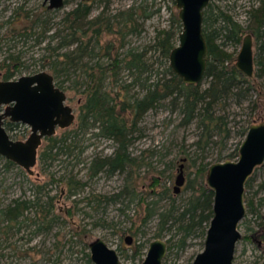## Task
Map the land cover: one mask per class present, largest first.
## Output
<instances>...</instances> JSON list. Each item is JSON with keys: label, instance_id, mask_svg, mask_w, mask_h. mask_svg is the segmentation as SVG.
<instances>
[{"label": "trees", "instance_id": "obj_1", "mask_svg": "<svg viewBox=\"0 0 264 264\" xmlns=\"http://www.w3.org/2000/svg\"><path fill=\"white\" fill-rule=\"evenodd\" d=\"M172 2L176 6V1ZM149 8L146 1L134 3L117 12H112L106 5L98 14L93 15L92 1L79 0L74 8L64 13L59 24L61 26L55 27L53 14L58 10H50L44 3L37 13L20 6L16 12L19 18L25 20V25L15 28V31L17 36L28 40L36 36V42L42 43L48 32L55 28L46 46L51 54L44 56L45 62L40 69L48 67L57 86L62 89L76 90L84 87L81 90L84 99L77 126L73 130H66L63 136L46 138L47 143L40 156L42 163L55 161L62 155L75 154L79 158L85 150V146L81 145V136L88 133L113 140L116 144L112 154L96 155L90 162L88 172L92 176L102 172L108 175L127 172L129 178L123 190L113 195H100L97 201L118 202L129 197L132 202L135 199L137 193L132 177L142 159L133 155L130 147L136 132H141L139 124L147 112L165 107L180 112L181 125L197 124L200 132L194 141L195 151H201L203 156L194 171V178L188 180L187 190L190 194L184 203L170 194L169 206L159 212L160 230L157 237H162V231L167 225L169 229L177 227L184 232L180 245L183 249L188 237L197 232L205 236L210 225L214 193L206 183L207 171L212 164L207 150L217 143L226 144L231 136L227 107L233 101L238 104L247 99L251 101L255 77H264V45H260V52L255 59L258 66L256 76L247 77L233 63V54L222 46L228 42L241 43L245 28L232 15L210 4L204 18V35L209 48L207 70L201 83L187 84L175 74L169 63L170 53L178 44L182 30L178 13H172L170 26L158 31L154 43L141 48L128 47V36L141 34L144 22L152 16L153 11ZM248 14L249 33L259 42L264 35V0H260L258 6L250 9ZM220 38H224L222 43L218 42ZM55 39L57 42L53 44ZM152 50L156 54L153 61V55H150ZM21 58L19 54L10 53L0 62V68L5 70L3 80L17 77V73L26 68ZM87 58L97 60L91 63L93 61ZM68 81L69 85L66 86ZM260 106L263 104L254 102V108ZM5 126L7 130L13 127L10 121H6ZM249 126L240 132L242 140ZM238 156L239 149L227 155L231 159ZM223 159L225 157L221 152L217 161ZM16 165L14 161L6 159L8 168ZM154 181L157 182L158 178L154 177ZM251 181L252 177L246 189ZM261 184L264 188V180ZM66 185L68 195L76 196L78 189L83 188L85 183L71 176ZM164 194H169L168 189ZM56 198L47 190V184H42L35 185L29 197L13 199L0 210V218L6 223V233L9 235L13 231L15 234L23 228L29 230L31 227H34V234L50 232L60 221L55 213ZM250 205L253 206L252 201ZM146 211L143 222L153 216L150 203ZM131 230L138 236L139 228ZM77 235L81 236V232H77ZM144 248V243H138L132 258L141 255ZM172 249L171 244L169 252ZM3 256L6 253H3L0 246V258ZM86 257L87 264H94L89 252ZM166 262L167 258L164 264ZM254 264H264V255L257 257Z\"/></svg>", "mask_w": 264, "mask_h": 264}, {"label": "rangeland", "instance_id": "obj_2", "mask_svg": "<svg viewBox=\"0 0 264 264\" xmlns=\"http://www.w3.org/2000/svg\"><path fill=\"white\" fill-rule=\"evenodd\" d=\"M78 1L68 0L63 8L53 14L52 22L55 27L61 26L59 24L64 13L74 8ZM142 1L149 3V10L153 11V14L144 22L141 34L128 36V47L141 48L154 43L158 31L170 26L172 13H178L172 0H92L93 15L98 14L106 5L112 12H117ZM259 1L211 0L210 4L232 15L245 28L244 38L250 32L248 11L258 6ZM43 3L44 0H0V62L10 53H14L21 55L26 65L13 79L43 70L51 72L48 67H40L45 62L44 56L51 54L46 46L55 28L48 32L46 40L42 43L36 42V36L28 40L17 36L15 31V28L25 25V20L19 18L16 9L23 6L37 13ZM223 41L224 38L218 40L219 43ZM55 42L57 39L53 44ZM242 42L243 40L238 44L228 42L222 45L233 54V63H236ZM261 44L264 45V35L259 42L254 36L255 59ZM150 55H153L152 61L155 60L154 50ZM96 60L89 61L94 63ZM257 68L255 62L254 77ZM4 71L0 68V80H3ZM124 73L127 75V72ZM255 79L251 101L247 99L241 104L233 101L227 107L231 136L226 144L217 143L208 148V159L212 163L218 162L217 158L221 152L225 160L231 159L227 155L236 153L239 149L243 141L240 135L242 129L250 123L264 120V77ZM65 85L68 86L69 81ZM83 88L64 89L68 97L67 103L74 108L77 118L69 128H59L56 135L63 136L66 130H73L77 126L80 106L84 99L81 93ZM255 101L263 106L254 108ZM4 108L5 106H0V112ZM181 119L179 111L162 107L147 112L140 122L141 132H136V138L130 147L132 154L142 159L132 177L137 193L132 202L129 197H124L125 199L118 202L103 203L96 200L100 195H113L123 190L129 178L127 172H116L112 175L102 172L95 176L88 172L90 162L96 155L105 156L114 152L116 144L113 140L88 133L84 137L81 136V145L85 146V150L79 158H76L75 154L62 155L46 164L42 163L40 158L47 143L45 139L39 150L34 174H29L19 165L8 168L6 158L0 157V210L19 196L29 197L35 185L47 184L50 194L57 197L55 213L60 217V221L50 232L34 234V227H31L29 230L23 228L15 234L13 231L9 232V235L6 233V223L0 218V246L3 253H6V256L0 258V264H87L86 253H90L89 244L97 238L105 239L111 247L117 249L124 264H142L149 243L156 238H163L169 245H173L165 264H192L204 249L206 235L202 236L200 232L192 234L183 249L180 245L184 232L177 227L169 229L167 225L162 231V237H157L160 230L159 212L169 206L171 195L180 203H184L190 194L187 190L188 180L194 178V171L202 161L203 154L199 150L195 151L194 144L200 130L196 123L181 125ZM8 132L13 139L26 140L31 134V128L19 123L8 129ZM236 159L234 157L232 160ZM181 166L185 182L176 193V179L181 172ZM71 176L85 183L83 188L78 189L76 196L68 195L66 181ZM154 177L158 178L157 182ZM263 180L264 164L255 170L251 184L246 189L247 215L239 226L242 238L237 244L234 264H254L257 257L264 255V188L261 186ZM130 189L133 188L130 186ZM167 189L169 194L165 196L164 191ZM251 201L253 206H249ZM149 203L153 216L143 222ZM136 228H139L138 236L131 230ZM79 231L81 236L77 235ZM127 236L133 237L131 244L126 242ZM138 243H144L145 248L141 255L132 258Z\"/></svg>", "mask_w": 264, "mask_h": 264}, {"label": "water", "instance_id": "obj_3", "mask_svg": "<svg viewBox=\"0 0 264 264\" xmlns=\"http://www.w3.org/2000/svg\"><path fill=\"white\" fill-rule=\"evenodd\" d=\"M66 0H44L50 10L65 6ZM92 1V0H82ZM182 23L178 44L172 49L169 63L175 74L187 84L203 81L208 64V43L204 35L205 10L211 0H175ZM236 67L247 77L255 75L254 37L247 33L236 58ZM67 93L57 86L48 71L23 75L17 79L0 80V155L14 161L29 174L39 160L43 141L75 123L77 115L67 103ZM26 124L31 134L26 140H16L9 134L5 122ZM264 164V120L252 123L239 147L236 160L227 159L210 164L206 183L214 193L213 217L206 232L205 246L192 264H234L242 233L239 226L247 215L246 184L255 170ZM177 176L175 191L185 182L182 172ZM132 236L126 237L131 244ZM94 264H124L117 249L103 238L89 244ZM169 244L163 238L149 243L142 264H164Z\"/></svg>", "mask_w": 264, "mask_h": 264}, {"label": "flooded vegetation", "instance_id": "obj_4", "mask_svg": "<svg viewBox=\"0 0 264 264\" xmlns=\"http://www.w3.org/2000/svg\"><path fill=\"white\" fill-rule=\"evenodd\" d=\"M253 37H254V35H253ZM11 123L13 126H16L17 124H19V123H15V122H11Z\"/></svg>", "mask_w": 264, "mask_h": 264}]
</instances>
